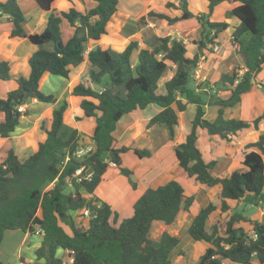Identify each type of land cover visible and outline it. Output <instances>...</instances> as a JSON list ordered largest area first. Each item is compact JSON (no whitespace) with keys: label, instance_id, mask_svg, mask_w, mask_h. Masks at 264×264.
Segmentation results:
<instances>
[{"label":"trees","instance_id":"trees-1","mask_svg":"<svg viewBox=\"0 0 264 264\" xmlns=\"http://www.w3.org/2000/svg\"><path fill=\"white\" fill-rule=\"evenodd\" d=\"M18 1H0V17L7 15L12 22L10 37H26L38 48L28 58L29 75L15 78L16 86L4 96L0 95V136L9 137L18 131L21 117L30 114L28 107H22L31 104L32 99L41 103L56 101L53 94H45L39 88L44 73L67 79L70 66H77L86 58L89 63L87 79L75 84L71 93L82 97L79 106L83 114L95 119L91 134L94 149L79 158L76 150L83 143L79 141L78 130L72 128L66 137L61 136L67 100L52 110L49 127L42 124L46 137L25 160L20 161L11 147L7 149L0 160V243L5 230L20 229L34 234L38 229L42 240L34 254L43 262L35 264H66L64 251L72 259L70 264H172L171 252L179 244V237L162 231L158 238H152L149 233L154 222L169 225L177 215L189 212L194 196L185 194L177 179H169L156 187L148 186L133 203L132 214L118 223V213L108 202L95 196L94 191L105 180L110 164L127 177L132 173L121 160V154L131 148L115 146L117 123L123 115L156 104L161 110L147 121L146 126L163 124L169 138L173 139L176 110L182 111L186 104L192 103L195 105L192 127L185 141L174 146L176 161L195 182L207 186L220 184L218 203L208 201L201 206L187 229L192 240L208 244L195 264H222L223 260L248 264L252 258L263 263L264 218L251 220L241 212L233 211L223 224L216 222L207 229L206 223L213 211L230 209L228 200H242L243 205L264 202V133L257 141L246 145L253 149L245 152L242 167L229 175L215 176L211 172L215 160L205 161L197 147V130L204 128L210 136L224 138L243 128H258L264 119V115L251 121L223 116L224 109L241 100L263 68L264 0H206L207 10L202 12H193L189 8L190 0H178L177 4L166 0L165 8L180 9L181 14L150 9L139 18L140 23H144L146 17H155L173 25L195 17L202 30L201 37L193 40L196 51L191 57L186 55L185 43L170 35L161 36L152 48L139 47L135 38H130L121 51L100 42L85 55L89 39L98 40L106 33L107 22L117 10L119 0H93L95 5L83 12L74 7L67 11L57 10L55 0H34L41 9L49 12L44 29L34 33L25 32L24 15ZM221 2L229 4L224 12L225 19L236 17L239 20L233 28L231 41L241 55L245 69L240 72L233 67L222 72L214 85L230 94L225 98L211 94L207 100L205 91L200 90L201 84L192 86L190 81L203 50L213 46L218 33L230 25L226 20H210L214 7ZM63 20L72 29L65 41L61 31ZM135 50L137 61L133 64L131 55ZM172 65H175L173 73L164 81L161 92L159 80ZM0 79H10L8 60L0 59ZM91 84L99 85L101 89L96 90ZM207 102L218 106L213 119L204 117L203 106ZM132 151L138 158L151 155L148 148H132ZM80 167H83L82 175L90 172L89 178L77 180L74 173ZM129 182L135 188L130 178ZM81 191L91 196L87 197ZM84 208L93 215L86 226L75 222L76 217H82ZM240 222L251 224L252 235ZM19 259L25 261L23 256Z\"/></svg>","mask_w":264,"mask_h":264},{"label":"crops","instance_id":"crops-1","mask_svg":"<svg viewBox=\"0 0 264 264\" xmlns=\"http://www.w3.org/2000/svg\"><path fill=\"white\" fill-rule=\"evenodd\" d=\"M5 1V0H0ZM120 1V0H119ZM118 1L117 10L113 13L110 17L109 21L106 25V33L102 34L98 40L89 39L88 47L86 52L95 44L97 43H105L109 44L114 50L121 51L129 42L130 38H135L138 41L139 47L144 46L148 48H152L159 42V38L164 35H170L173 38L182 40L187 48L186 55L191 57L196 51V44L193 43V40H198L201 37V25L197 20L193 22L191 27L187 26L182 20L176 22L173 25H168L165 20H159L155 17H148L149 20L147 23H140L139 20L136 21L135 28H131L129 31H125L124 25L128 21V19L132 16H129L127 11H120V4ZM147 1V9L145 12L149 11L150 9H160L169 13L171 15H180V9H167L163 6L164 1L161 0L157 6L151 7L148 5L152 0H145ZM174 3H178V0H170ZM24 15L23 27L26 33H34L40 32L46 26V21L49 12L41 9L34 0H19L18 1ZM25 4V7L22 6ZM22 4V6H21ZM196 4V5H194ZM208 2L203 0L202 6L200 7L199 2L197 3H190L189 8L193 12H202L207 10ZM95 5V1L93 0H55V8L57 10H64L67 11L70 7H74L79 11H85L88 8H91ZM119 6V8H118ZM229 4L227 2H221L216 5L211 13L210 20H226L229 22V26L222 32L218 33V35L214 38L215 44L213 46H209L208 48L203 50L202 55L200 56L199 62L197 67L195 68L194 72L192 73V86H196L197 84H201L200 90H204L207 95V100L211 96V94H216V96L225 98L227 97L230 92L228 90H219L215 85L214 82L217 81L222 72L230 71L233 67H237L239 71H243L244 62L241 55L237 52L235 45L231 41V34L233 31L234 26H236L239 20L236 17L225 19L224 12L227 9ZM203 8V9H202ZM26 11V12H25ZM215 13H219L220 17H214ZM132 19V18H131ZM161 21V22H158ZM65 22L63 20L61 22V29L62 24ZM66 23V22H65ZM67 24V23H66ZM12 27V22L10 21L7 15H3L0 17V36L2 39L0 40V59H5L9 61V73L10 79H12V86L11 88L15 87V78L22 75L27 77L30 73V66L28 63L29 56L38 48L36 44L31 43L26 37H10L9 31ZM146 27L155 30V41L148 45L143 35V29ZM138 28V31H135ZM62 31V30H61ZM72 34V29L68 26L66 30V37L63 40H67V38ZM14 43V46L9 48L8 45ZM8 45V46H7ZM18 47V49H17ZM86 55V54H85ZM134 58V59H132ZM132 63H136L137 61V51H133L131 55ZM262 70L257 74L255 77L254 83L251 88L242 94L241 100L232 107H226L224 109L223 116L225 118H240L246 121H251L258 116L264 115V63H263ZM175 65H172V69L169 70L165 76H163L158 83V90L163 92V83L164 81L169 78ZM89 69V63L85 58L77 66H70L68 78L65 79L58 75L49 74L48 72L44 73L39 80V88L45 94H53L56 97V101L53 103H41L38 102L36 99H32L31 104L23 105V109L28 107L30 110V114L26 116H22L19 125L17 126L15 133H13L9 137H1L0 136V160L4 158L6 155L7 149L10 147L14 150L17 154L18 159L20 161L25 160L30 154L36 151L38 147V143L43 141L46 137V132L43 128H41L42 124L46 127H49L50 120L52 117V110L57 108L63 100H67L68 107L64 112L63 116V123L67 121V117H69L68 124L69 128L67 129V134L72 128H76L80 134L79 141L83 143V145H93L91 134L93 132L95 126V119L94 117H87L83 114V110L79 106V103L82 99L81 96H76L71 93L73 86L81 81H85L87 79V71ZM0 81H6L0 79ZM91 86L96 89L100 90L101 86L92 85ZM97 86V87H96ZM8 88L5 89V91ZM11 90V89H10ZM8 92V91H7ZM6 94V93H5ZM4 96V94H3ZM96 101V100H95ZM193 105V106H191ZM153 107V108H150ZM192 107V108H191ZM205 111L204 117L208 119H213L218 110V106L213 103H206L203 106ZM161 110V107L158 105L152 106V104L147 105L145 108L142 109H135L121 117V119L117 123V139L115 142V146H128L132 148H139L137 145L141 144L144 146L143 148H148L151 150V155L149 157L143 158H136V162L140 163L145 160L148 162L152 159L153 164L151 166H158L159 169L153 170V172L149 173L150 179L145 181V185L142 186L141 189L138 188V184L135 183V188H133L129 182V178L133 181V177L135 176L134 171L131 170V174L127 177L124 187L116 192V199L108 197L107 191H102L100 189L101 184L106 181L111 184V179L109 177V173L105 175V180L99 184V186L94 191V195L99 197L101 200H107L108 203L111 205L112 209L116 211V207L118 203L127 210L125 215L120 216L118 213L117 223L120 222L122 218L128 217L132 214V205L135 200L140 196V194L150 185L151 187H156L159 184H162L169 179H177L181 181V178L178 177L184 176V180L182 182V186L184 188V192L187 195H193L194 201L197 195V191L200 188L206 190L208 192V201H215V196L217 195L220 190V184H216L213 186H207L202 183L194 182L192 178H188L185 174L183 169L178 165L175 154H174V146L178 143L184 142L186 139L187 134L190 132L192 127V119L195 114V105L192 103L186 104L184 110L179 111L176 110L177 114V124L174 126V136L173 139H170L169 136L165 137L164 140H157L158 138L155 136L156 127L155 124L151 125L150 127L146 126L147 121L155 115L157 112ZM189 110V116L186 115V112ZM66 116V118H65ZM79 117V118H77ZM66 120V121H65ZM127 123L126 125L122 126V123ZM122 126L121 128H119ZM139 128L142 129V134L139 131ZM197 133V147L200 150L201 156L205 161L215 160V165L211 169V172L215 176H224L229 175L234 169L242 167V160L244 157L245 152L253 149V147L247 148L246 145L258 140L259 135L264 133V119H262L259 124L258 128L247 127L243 128L242 130L238 131L236 134L228 133L224 138H217L210 136L204 128H199ZM65 135V137L67 136ZM168 134V132H167ZM87 135V140H83V136ZM141 137L142 140H135L136 138ZM156 138V139H155ZM167 138V139H166ZM9 142L6 146H3L4 143ZM86 142V143H85ZM150 165V164H149ZM263 165H264V155H263ZM178 166L180 168H178ZM112 173L116 176L113 181V185H115L116 178H121V173L119 172L118 168L113 164L111 168ZM160 174L159 176H169L164 182L157 183L153 185L151 183L154 182V176ZM135 178V177H134ZM138 181V180H137ZM189 182H193V184H188ZM186 187H190L189 191H187ZM99 188V189H98ZM87 197H90L91 194H88L84 191H81ZM118 193V194H117ZM132 193L130 198H126L127 196ZM119 196V197H118ZM110 198V199H109ZM109 199V200H108ZM119 200V201H118ZM106 201V202H107ZM123 201V202H122ZM193 201V203H194ZM128 202V203H127ZM192 203V205H193ZM218 203V202H216ZM206 203L201 204L204 206ZM228 204L230 205V209L225 212H221L220 210H215L211 214H213V218L210 220V216L207 220L206 227L207 229L213 223L219 222L223 224L226 220L228 214L232 213L236 209L238 204L243 205L242 200H228ZM191 205V206H192ZM199 205L198 209L201 207ZM190 206V209H191ZM250 207L255 208V213L251 215V217H247L251 220H258L261 221L264 218V202L256 204V205H249ZM197 209V211H198ZM197 211L189 212L185 215H177L176 219L169 225H166L160 221L154 222L157 223L158 228L162 231H167L172 235L177 234V226L175 225L177 220H183V223H190L193 216L196 214ZM81 217V216H78ZM75 218V222H77V218ZM82 218V217H81ZM86 220V225L88 220ZM153 224V225H154ZM179 224V222H178ZM241 226L244 227L246 231H248L252 235L251 224L249 222H240ZM81 225V224H80ZM176 226L174 232H170L168 227ZM65 230L71 232L70 228L67 225H63ZM67 226V227H66ZM153 227V226H152ZM152 229V228H151ZM151 231V230H150ZM20 233V234H18ZM11 236H18L19 237V245L23 244L21 248V252L24 249L25 245H28V250L33 252L32 254V261L28 263L27 261L21 262L20 259L17 261L18 264H35V262H43V259H36L34 254V250L40 245L42 236L39 232H35L31 234L29 232L21 231L20 229H13V230H5L3 233V237L0 243V255L5 251L6 246V238ZM36 237L34 241L33 237ZM177 247H175L171 252V260L172 264H179L175 262L172 258V253L176 249L180 247L181 238ZM195 241V240H193ZM206 246H202L203 248L207 247V243L204 242ZM180 249V248H179ZM59 250V249H58ZM57 250V252H58ZM205 250V249H204ZM186 252V251H185ZM185 254V253H184ZM19 256V252H18ZM20 256H22L20 254ZM184 255H181V260L183 259ZM70 256L67 251H64L63 259H69ZM69 259V264H70ZM0 264H7L2 257L0 256ZM222 264H239L235 262H231L228 260H223ZM248 264H264L259 262L257 258H252L250 263Z\"/></svg>","mask_w":264,"mask_h":264},{"label":"rangeland","instance_id":"rangeland-1","mask_svg":"<svg viewBox=\"0 0 264 264\" xmlns=\"http://www.w3.org/2000/svg\"><path fill=\"white\" fill-rule=\"evenodd\" d=\"M160 1L161 0H152L148 5H150L151 7H155V6H157V4ZM194 2L195 3L199 2L200 7H203L202 6L203 0H190V3H194ZM119 3H121L120 4V11L121 12L127 11L129 13V16H132L125 23L124 29H123L125 31H129V30H131V28H135L136 21H138L139 18L146 13L145 11L147 9V1H145V0H120ZM194 5H196V4H194ZM21 6H22V4H21ZM22 7L24 8L25 4ZM118 8H119V6H118ZM25 9H26V7H25ZM214 17H220V14L219 13H215ZM194 19H195V17H190V18L182 20L181 22H184L188 27L189 26L191 27V25H193V22L196 20V19L195 20ZM148 20H149V18L146 17L144 23H147ZM217 21H219V20H217ZM158 22H161V21H158ZM139 24H140V22H139ZM67 28H68V25L65 22H63L61 30H62V34H63V38L64 39L66 37ZM135 31H138V28ZM141 34L143 35V38L145 39V41L147 42L148 45H151L156 39L155 30L150 29L148 27L143 29V32ZM1 39H2V36H0V40ZM8 45L10 46L9 48H11V47L14 46V43H12V44L8 43ZM17 49H18V47H17ZM132 59H134V58H132ZM11 82H12V79H9V80H6V81H0V95H3V94L5 95V93H7V91L12 89L11 86H12L13 82L12 83ZM160 82H161V80H160ZM192 83L193 82L191 80L190 84H192ZM15 86H16V83H15ZM6 88H8V90L5 91ZM154 105H156V104L152 103V106H154ZM191 106H193V105H191ZM150 108H153V107H150ZM186 115L189 116V110L186 112ZM65 118H66V116H65ZM68 120H69V117H67V121L65 120L66 122L64 123V125H63V127H62V129L60 131V134H61L62 137H65V135L67 134V129L69 128ZM126 124L127 123L124 120V122L122 123V126H124ZM122 126H120L119 128H121ZM154 127H156V131H154V132H155V136L158 138L157 140H164L166 135L168 137L167 129H166V127L163 124H155ZM139 131L141 133L142 129L139 128ZM84 139H86L87 140L86 142L88 143L87 135L83 136V140ZM135 140H142V139H141V137H138ZM8 143L9 142L7 141L6 143H4L3 146H6ZM137 146L139 148H143L144 147L141 144H138ZM136 158L138 159V157H136V155L133 153L132 149H130V150H128V151H126V152L121 154L122 165L126 166V167H128V168H130V169H132L134 171V174H135L134 177L135 178L133 177V179H134L133 182L135 181L136 184L139 183L138 184V188L141 189L142 186L145 185V181H148L150 179V177H149L150 174L149 173L153 172V170L159 169V167L158 166L156 167V165L154 167L151 166L153 164L152 159L150 161H148V162H145V160H144L143 162L137 163L136 162V160H137ZM110 168H112V164H110ZM178 168H180V167L178 166ZM108 173H109V177L111 179V184L106 182V181H104L101 184L100 189L102 191L106 190L107 193H108V197H110V198H114L115 197V199H116V197H117L116 192L121 190L124 187V184L126 182H128V180L126 181V179H125L126 176L125 175L120 174L122 177L121 178H116L115 185H113V181H114V178L116 176L114 175V173H112L111 169H110V171ZM159 175L160 174L154 176V178H153L154 182L151 183V184L156 185L157 183H162L167 178H169V176H166V175L165 176H162V175L159 176ZM181 175L178 176V177L181 178V181H179V182L182 184V182L185 181V180H184V176L182 177ZM188 178H190V177H188ZM188 184L189 185L193 184V182L192 183L189 182ZM67 186L70 187L69 183L67 184ZM68 187H66V189H65L66 192L69 191ZM186 189H187V191H189L190 187H186ZM196 191H197V195H196L195 201H194V203H193V205L191 206V209H190L192 213H193V211H197L199 205L208 202V196H207L208 192L206 193V190H204L203 188H200L199 190H196ZM131 196H132V193H130V195L127 196L126 198H130ZM105 201H107V200H105ZM215 201L218 202V198H216V196H215ZM120 203L117 204L118 207H116L115 209L119 213V215L122 216V215H125L127 213V210H125L124 207H121L122 205H119ZM233 210L234 211H239V212H241L243 215H245L247 217H251V215L256 212L255 208L250 207L249 205H241V204H238L236 209H233ZM213 216L214 215L211 214L210 220L213 218ZM77 219H78L77 222L79 224H81L83 226H86V222H85L86 220H84L81 217H78ZM182 221L183 220H177V222L175 224L177 226V234H178V236H180V238L182 240H181L180 247H179L180 249L178 248V249H176L174 251V253H172V258H173V260L175 262H177L179 264H195L197 262L199 256L204 252V249H205V248L201 247V245L202 246H204V245L206 246V244L204 243V241H193L190 238V236H189V234L187 232V229H188V226H189L190 223L188 222L186 224L185 223L182 224ZM178 222H179V224H178ZM175 225L170 227V228L168 227V229H170L171 233L174 232V230L176 228ZM160 230L161 229L158 228L157 223L154 224L152 229H151V231H150V233H149V236L152 237V238H158L159 235L161 234ZM18 234H20V233H18ZM31 238H33L34 241L36 240L35 236H33ZM6 241H7V243H6V246H5V251L0 256L2 257V260L7 262V264H18L17 261L19 260L20 254L24 257L25 261H27L28 263H30L32 261L33 252H30L28 250V245H25L23 251L21 252V248H22L23 244L19 245V237L18 236L7 237ZM18 252H19V256H18ZM181 255H184L182 260L180 258ZM65 261H66V264H69V259H66Z\"/></svg>","mask_w":264,"mask_h":264},{"label":"built area","instance_id":"built-area-1","mask_svg":"<svg viewBox=\"0 0 264 264\" xmlns=\"http://www.w3.org/2000/svg\"><path fill=\"white\" fill-rule=\"evenodd\" d=\"M87 52L85 51V54ZM242 72V71H241ZM94 149L93 145H82L79 146L76 150V156L79 158H82L83 156H85L87 153L91 152ZM113 165V164H112ZM82 169L83 167L78 168L75 173L74 176L77 177V180H80L82 177L83 178H89L90 177V172L85 173L84 175H82ZM93 215H91L90 211L87 208H84L82 210V218H86L87 220H89V218H91ZM36 232H39L38 229ZM70 262L72 261L71 257L69 258ZM66 263V261H64Z\"/></svg>","mask_w":264,"mask_h":264},{"label":"water","instance_id":"water-1","mask_svg":"<svg viewBox=\"0 0 264 264\" xmlns=\"http://www.w3.org/2000/svg\"><path fill=\"white\" fill-rule=\"evenodd\" d=\"M80 36V34H78ZM26 95H27V92H25V95H24V100L26 99Z\"/></svg>","mask_w":264,"mask_h":264}]
</instances>
